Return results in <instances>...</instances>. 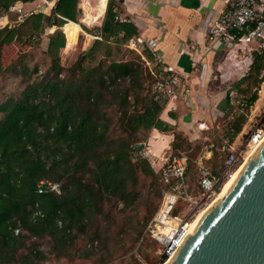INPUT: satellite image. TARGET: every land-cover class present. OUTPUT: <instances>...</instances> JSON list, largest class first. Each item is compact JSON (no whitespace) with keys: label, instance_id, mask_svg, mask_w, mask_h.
<instances>
[{"label":"trees","instance_id":"1","mask_svg":"<svg viewBox=\"0 0 264 264\" xmlns=\"http://www.w3.org/2000/svg\"><path fill=\"white\" fill-rule=\"evenodd\" d=\"M17 1L31 0H0V10H6ZM77 3L78 0H55L49 14H30L31 31L64 23L65 40L68 46L72 45L76 40L74 27L80 14ZM11 30L14 32L7 26L0 28V48L13 37ZM98 32L100 39L114 37L125 43L137 36L138 29L132 22L118 19L114 0H108ZM3 33L10 34L5 41L4 35L1 36ZM59 35V41H50L47 47L52 57L50 75L28 85L20 99L0 104V264H34L44 257L38 248L17 257L19 250L27 246L29 238L46 235L56 241L67 242L72 226L86 218L90 210L98 209L104 195L117 198L125 205L135 199L128 187L137 183L135 161L138 154L131 149L129 139L125 137L112 142L109 140L110 120L100 109V104L106 102L110 87H118L126 81L136 95L130 104V95L126 91L118 94L113 90L121 111L119 127L129 137L135 139L140 129L155 128L165 132L172 125L160 117L163 106L153 88V96L143 98L140 108L137 107L135 102H139V89L142 90L140 76L143 73L137 63L110 60L106 66L99 63L83 68L84 78L75 83L58 78L61 70L59 55L52 56V52L65 46L62 34ZM98 43L94 40L85 56L94 59ZM263 69L264 52L254 51L249 70L255 73V85L264 81V73L260 75ZM257 97L255 90L246 105L253 104ZM130 106L133 108L131 111ZM260 122L264 123V113ZM241 128L240 121L234 124L231 136ZM139 160L141 168L148 170V162ZM188 168L187 163L189 172ZM86 171L91 174L87 182L80 177ZM39 180L57 183L60 191L56 193L46 189L37 193ZM158 185L160 191L161 185ZM35 211L39 213L34 215ZM15 229H18L17 234Z\"/></svg>","mask_w":264,"mask_h":264},{"label":"rangeland","instance_id":"2","mask_svg":"<svg viewBox=\"0 0 264 264\" xmlns=\"http://www.w3.org/2000/svg\"><path fill=\"white\" fill-rule=\"evenodd\" d=\"M79 2H83V0H79ZM85 2L89 8H92L97 0H91V2L85 0ZM37 4L31 9L33 13L49 14L50 10L46 9L47 4L43 0ZM80 9L81 14L77 19L80 31L76 42L70 46L66 45L62 28L64 23L52 27L43 26L40 30L31 31L29 16L19 19L13 13L5 14V10H0L3 17L7 15L6 18L0 20V26L8 21L7 28L14 30V32L11 30L10 33L13 35L11 40L3 43L0 48L2 68L0 104L7 100L20 99L28 85L38 83L49 74L52 57L48 54L47 47L50 41L53 43L59 41V34H62L65 46L52 52V56L59 55L61 70L58 78L75 83L84 78L83 68H91L99 63L106 66L110 60L133 62L139 64L143 69L140 76L142 90L139 89V102H135L137 107L140 108L143 98L153 96L152 88L155 77L150 71L152 64L148 65L144 59L145 57L151 61L148 50L141 45L137 46L138 50H136L132 45H129L128 41L121 43L114 37L108 40L100 39L98 21L86 24L83 21L84 8L80 7ZM10 34L4 35L3 33L1 36L4 35L3 40L5 41ZM94 40H98L99 43L95 45V58L92 59L85 56V53L92 46ZM238 53L242 57L245 54L240 50ZM262 73H264V69L260 71V75ZM242 78L244 81L240 78L241 83H239L236 93L225 95L224 92L231 105L223 104V110H218L210 105V108L201 112L198 123L184 125L185 127L181 129H179L178 123H174L170 126V130L165 132L172 138L169 147L165 148L166 152L185 156L189 173L193 179L197 176L198 163H203L208 168L214 169L229 154L230 147L237 151L239 148L246 151V140L254 127L264 128V123L260 122L264 113V103L259 107L255 103L250 106L246 105L248 97L255 90L258 97L260 96L261 83L255 85V73L249 69ZM113 90H116L118 94L126 91L130 95V104L136 97L134 90L126 81H123L118 87L109 88L106 102L100 104L101 111L105 112L110 120L109 140L112 142L125 137L129 139V145L136 142L146 143L151 129H140L133 139L119 127L118 119H120L121 111L117 105L119 99L115 97L116 92ZM160 103L164 107L163 99ZM181 103L183 108L171 109L173 117L178 116L180 111L188 113V105ZM132 109L130 106L129 111ZM1 116L2 112L0 111ZM239 121L242 124L241 130L235 136H231L232 126ZM246 155L243 156L246 157ZM244 158L238 155V162L241 164ZM135 165L138 171L137 183L128 187L129 190H132L131 194L136 196L132 203L125 205L117 198H109L104 195L98 209L90 210L87 212L86 218L76 221L72 226L67 242L62 243V241H56L46 235L39 238L31 237L27 240V246L19 250L17 257L27 254L32 248H38L42 250L44 257L36 260L34 264H140L141 262L162 264L163 258L159 259L157 254L158 245L144 232L145 224L159 202L158 181L150 166H148V170L142 169L139 159L135 161ZM76 176H79V173ZM80 177L87 182L90 180L91 174L86 171ZM216 194L212 197L214 198Z\"/></svg>","mask_w":264,"mask_h":264},{"label":"crops","instance_id":"3","mask_svg":"<svg viewBox=\"0 0 264 264\" xmlns=\"http://www.w3.org/2000/svg\"><path fill=\"white\" fill-rule=\"evenodd\" d=\"M39 1L20 2L25 11L32 12L31 9ZM43 1L47 4L46 9L51 10L55 0ZM78 3L83 7L82 2L78 0ZM97 3L98 0L95 5ZM114 3L117 18L135 24L138 34L134 37L142 40V46L148 50L151 59L153 52L159 58L157 70L166 67V72L180 79L176 97L166 102L161 111L160 117L163 120L171 124L178 123L181 129L184 125L198 123L201 112L210 108V105L218 110H223V104L231 105L225 95L236 93L240 78L244 77L250 67L253 52L235 46L207 49L206 34L213 21L225 9L223 0H114ZM95 5L89 8L92 15L96 13ZM102 14L94 20L100 26L103 22ZM85 19L84 11L83 21L86 23ZM74 31L78 35V24H75ZM239 50L245 53L243 57L238 53ZM211 93L214 95L211 96ZM259 100L260 96L254 101L257 107L264 103V99ZM181 102L188 105V113L180 111L181 114L173 117L171 109L183 108ZM165 132L153 128L149 133L147 144L155 155L168 152L165 148L169 147L172 138Z\"/></svg>","mask_w":264,"mask_h":264},{"label":"built area","instance_id":"4","mask_svg":"<svg viewBox=\"0 0 264 264\" xmlns=\"http://www.w3.org/2000/svg\"><path fill=\"white\" fill-rule=\"evenodd\" d=\"M225 9L213 21L206 34L207 49L231 48L233 46L248 52H264V0H223ZM5 14L13 13L19 19L26 18L33 12L23 9L22 3L17 1L11 4ZM0 13V20L6 18ZM7 22L0 28L7 26ZM129 45L137 49L142 46L140 38L132 37ZM153 59L148 61L151 73L155 77L153 90L158 92L160 99L169 102L176 97V89L180 79L177 75L166 72V67L158 71L156 66L159 58L152 54ZM155 67V68H154ZM154 68V69H153ZM264 138V128L254 127L246 140V151L239 148L237 151L230 147V152L216 166L208 168L198 163L197 176L192 178L187 170V158L173 153L155 155L149 144L136 142L131 149L138 154V159L147 160L151 170L157 178L160 187V198L155 212L145 226V233L158 245L157 254L163 263L171 257L181 244L191 228L197 213L208 203L210 198L219 190L238 167V155L255 148ZM240 164V163H239ZM37 193L46 189L58 193L59 186L50 180H39L36 185ZM39 211H35L34 215ZM18 233V229L14 230ZM140 264H146L141 262Z\"/></svg>","mask_w":264,"mask_h":264},{"label":"water","instance_id":"5","mask_svg":"<svg viewBox=\"0 0 264 264\" xmlns=\"http://www.w3.org/2000/svg\"><path fill=\"white\" fill-rule=\"evenodd\" d=\"M258 145L165 264H264V138Z\"/></svg>","mask_w":264,"mask_h":264},{"label":"bare ground","instance_id":"6","mask_svg":"<svg viewBox=\"0 0 264 264\" xmlns=\"http://www.w3.org/2000/svg\"><path fill=\"white\" fill-rule=\"evenodd\" d=\"M106 1L107 0H98V3L95 5L94 9L96 10V13L94 15H92L90 13L89 7L87 6L85 0H83V2L81 3V6H83L84 11H85V21L86 23H90L92 21H94L96 18H98L104 11L105 7H106ZM264 99V82L262 83V87L260 90V100ZM259 100V101H260ZM262 142V141H261ZM259 145L255 146V148H252L250 150H248V154L246 155V157L243 159V161H241V164L238 165V167L232 172V174L228 177V179L221 185V187L219 188V190L215 193L216 196L212 199L211 201L204 207L202 208L196 215L195 220L197 219V217L208 207L211 206L213 207V203L216 201V199H218L219 197L222 198L224 196V194L226 193V191L229 189V187L231 186L232 182L234 181V179L237 177V175L239 174L241 168L245 165V163L249 160V158L252 156V154L254 153V151L257 149ZM195 220L193 221V223L195 222ZM192 223V225H193ZM191 225V226H192ZM174 254V253H173ZM172 254V255H173ZM172 255L170 258H168L163 264H165L166 262H170Z\"/></svg>","mask_w":264,"mask_h":264}]
</instances>
